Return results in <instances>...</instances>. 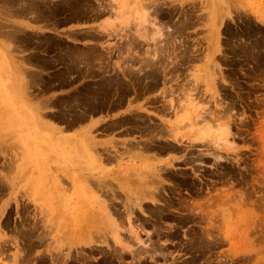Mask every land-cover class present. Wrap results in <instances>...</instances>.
Segmentation results:
<instances>
[{"label":"rangeland","instance_id":"374dc122","mask_svg":"<svg viewBox=\"0 0 264 264\" xmlns=\"http://www.w3.org/2000/svg\"><path fill=\"white\" fill-rule=\"evenodd\" d=\"M137 1L123 21L112 0H0V264H65L68 251L70 264L134 263L108 234L111 221L97 205L105 198L125 230L135 204V224L146 229L141 239L153 240L140 251L142 264H264V0H142L154 9L149 17ZM161 27L178 44L160 40L161 62L153 64L148 54ZM188 96L197 98L199 115H211L196 131L177 122ZM226 122L231 134L222 148ZM178 132L179 142L167 138ZM87 144L105 159L91 157ZM134 164L166 171L163 185L153 180L162 185L155 206L137 181L128 195L123 189ZM52 180L61 187L49 186ZM88 186L100 196L97 236L83 217L92 205ZM87 228L113 247L81 249Z\"/></svg>","mask_w":264,"mask_h":264},{"label":"bare ground","instance_id":"6f19581e","mask_svg":"<svg viewBox=\"0 0 264 264\" xmlns=\"http://www.w3.org/2000/svg\"><path fill=\"white\" fill-rule=\"evenodd\" d=\"M132 2H130V0H112V3H113V7L115 8V10H116V13H117V15H118V17L120 18H122L123 19V21H127L126 20V18H128L129 20H130V8L132 7L131 5H132V3L134 4L137 0H131ZM138 2V4H139V6L142 8V10H143V14L146 16V17H149L150 16V14H151V10H152V13H153V10L154 9H150V7H149V5L146 3V1L144 2V1H142V0H138L137 1ZM51 3V2H50ZM111 4V3H110ZM158 4V3H157ZM156 4V5H157ZM7 5V4H6ZM19 5H20V3H19ZM18 5V6H19ZM108 5V4H107ZM112 5V4H111ZM155 5V6H156ZM164 5V4H163ZM153 6V5H152ZM157 6H159V5H157ZM7 7H9V6H7ZM85 7V6H84ZM105 7V6H104ZM107 7V6H106ZM86 8V7H85ZM97 8H99V7H97ZM109 8V7H108ZM107 8V9H108ZM154 8V7H153ZM224 8V10L226 11V7H223ZM9 9H11V8H9ZM14 9V8H13ZM20 9V8H19ZM156 9V8H155ZM163 9V8H162ZM86 10V9H85ZM96 10V9H95ZM111 10V9H110ZM222 10V9H221ZM104 11V10H103ZM106 11V10H105ZM107 11H109V10H107ZM223 11V10H222ZM99 12H101L100 11V9H99ZM228 12V11H227ZM227 12H225L223 15L221 14L220 15V17H218V22H219V25H217L218 26V29L216 30V33L218 34L217 36H216V41H217V43L219 42V40H220V33H221V30H220V28H219V26L221 25V24H223V21H224V17L225 16H227L228 15V13ZM91 13V12H90ZM9 14H10V12H9ZM138 14V13H137ZM32 15V14H31ZM89 15V14H88ZM96 15V14H95ZM156 15V14H155ZM154 15V16H155ZM10 16V15H9ZM29 16H30V14H29ZM219 16V15H218ZM156 17V16H155ZM23 18V17H22ZM31 18H33L32 16H31ZM93 18V17H92ZM91 18V19H92ZM145 22V21H144ZM40 23V22H39ZM45 23V22H44ZM43 23V24H44ZM125 24H127V23H129V22H124ZM187 23V22H186ZM24 24V23H23ZM36 24H38V23H36ZM42 24V25H43ZM117 24V23H116ZM14 25V24H13ZM39 25V24H38ZM116 26H118V24L116 25ZM177 26V25H176ZM43 27V26H42ZM45 27V26H44ZM179 27V26H178ZM8 28V27H7ZM17 28V27H16ZM122 28V27H121ZM171 28V27H170ZM176 28V27H175ZM184 28V27H183ZM2 29V28H1ZM6 29V28H5ZM97 29V31H98V28H96ZM96 29H94L95 31H96ZM71 30V29H70ZM73 30V29H72ZM71 30V31H72ZM120 30V29H119ZM126 30V29H125ZM166 30V29H165ZM0 31H2V30H0ZM9 31V30H8ZM14 31H16V30H14ZM20 31H22V30H20ZM55 31V30H54ZM89 31V30H88ZM91 31V30H90ZM110 31V30H109ZM121 31V30H120ZM127 31V30H126ZM11 32V31H10ZM115 32H117V31H115ZM125 32V31H124ZM128 32V34L130 33L129 31H127ZM20 33V32H19ZM100 33V32H99ZM120 32H118V34H119ZM7 34V33H6ZM24 34V33H23ZM42 34H43V32H42ZM103 34H105V33H103ZM110 34L112 35V31H110ZM124 34H126V32L124 33ZM124 34H123V36H124ZM131 34V33H130ZM170 34V33H169ZM169 34H164V31H163V29H162V27L160 28V30H158V33H157V37H159L160 39L157 41V43H155V48H153L152 50H153V53L151 52V49H150V52L151 53H149V50H147V51H145L144 50V52L142 51L141 53H145V52H148L149 54V56L151 57V61L153 62V64H155L159 59H160V56H158L157 54H159L160 55V53H158L159 52V50H158V47H157V45H158V43L160 42V40H161V42H162V39L163 38H165V37H167V35L169 36ZM68 35V34H67ZM100 35V34H99ZM166 35V36H165ZM173 35V34H172ZM171 35V36H172ZM6 36V35H5ZM4 36V37H5ZM69 36V35H68ZM115 35L113 34V37H114ZM126 36V38L128 39V37H133L132 35H125ZM125 36L124 37H122L123 39L122 40H124V38H125ZM170 36V37H171ZM130 37V38H131ZM174 37V36H173ZM125 38V39H126ZM172 38V37H171ZM8 39H10L11 40V37L10 38H8ZM126 39V40H127ZM132 39V38H131ZM131 39H129V40H131ZM133 39H134V37H133ZM166 40H167V38H165ZM165 39H163V40H165ZM176 39V38H175ZM103 40V39H102ZM172 40V39H171ZM170 40V41H171ZM37 41V40H36ZM77 41V40H76ZM137 41V40H136ZM168 41V40H167ZM170 41H168V42H170ZM173 41H174V39H173ZM173 41H171V42H173ZM12 42V41H11ZM10 42V43H11ZM104 42V41H103ZM118 42V41H117ZM119 42H120V40H119ZM129 42V45H131V43L130 42H133V41H128ZM174 42H176L177 43V41L175 40ZM173 42V43H174ZM116 43V42H115ZM121 43V42H120ZM136 43V42H135ZM138 43V42H137ZM172 43V44H173ZM257 43V42H256ZM13 44V43H12ZM11 44V45H12ZM118 44V43H117ZM139 44V43H138ZM147 44V48H148V44H150V43H146ZM178 44V43H177ZM181 44V43H180ZM20 45V44H19ZM19 45H17V46H19ZM119 45H121V44H119ZM129 45H127V43H125V46H128L129 47ZM141 46H142V44H140ZM159 45H161V43L159 44ZM167 45V44H166ZM166 45H165V47H166ZM171 45V44H170ZM169 45V46H170ZM12 46H15L14 44L12 45ZM11 46V50L9 49V52L10 51H12V47ZM115 46V45H114ZM113 46V47H114ZM117 46V45H116ZM163 47H164V45H162ZM182 46V45H181ZM108 47V46H107ZM112 47V48H113ZM133 47V46H132ZM161 47V46H160ZM162 47V48H163ZM168 47V46H167ZM179 47V46H178ZM33 48V47H32ZM103 48V47H102ZM110 48H111V46H110ZM118 48H119V46H118ZM118 48L116 47V49L118 50ZM125 49H126V47H124ZM130 48V47H129ZM135 48V47H134ZM133 48V49H134ZM149 48H151V47H149ZM161 48V49H162ZM171 48H172V45H171ZM15 49H17V47L15 48ZM21 49H22V47H21ZM24 49V48H23ZM31 49V48H30ZM120 49V48H119ZM131 49V48H130ZM132 49V50H133ZM137 49H138V47H137ZM142 49V48H141ZM145 49V48H144ZM160 49V50H161ZM168 49H170V47L168 48ZM176 49V48H175ZM175 49H174V51H175ZM18 50V49H17ZM108 50V49H107ZM111 50V49H110ZM113 51H114V48L112 49ZM122 50V49H121ZM128 50V49H127ZM127 50H125V51H127ZM164 50V49H163ZM163 50H161L160 52H162ZM166 50H167V48H166ZM171 50V49H170ZM169 50V51H170ZM20 51V50H19ZM23 51V50H22ZM113 51H112V53H113ZM120 51V50H119ZM173 51V50H172ZM13 52H15V51H13ZM25 52V51H24ZM109 52V51H108ZM117 52V51H116ZM131 52H133V51H131ZM138 52V51H137ZM140 52V51H139ZM168 52V51H167ZM179 52V51H178ZM181 52V51H180ZM110 53V52H109ZM112 53H111V55H112ZM121 53V51L117 54V55H119ZM124 53V52H123ZM123 53H121V55H123ZM183 53V52H182ZM185 53V52H184ZM14 54V53H13ZM43 54V53H42ZM98 54V53H97ZM133 54V53H132ZM131 54V55H132ZM137 54V53H136ZM136 54H134V55H136ZM153 54V55H152ZM161 54H163V53H161ZM17 55V54H16ZM26 55V54H25ZM110 55V56H111ZM129 55V54H128ZM130 55V56H131ZM133 55V56H134ZM139 55V54H138ZM137 55V56H138ZM164 55H166V54H164ZM164 55L162 56L161 55V57L164 59ZM17 56H19V55H17ZM20 56H21V54H20ZM75 56H77V55H75ZM127 56V55H126ZM137 56L135 57V58H137ZM15 56H13V58H14ZM22 57V56H21ZM132 57V56H131ZM147 58H148V56H146ZM166 57V56H165ZM170 57V56H169ZM181 57H183L182 55H181ZM180 57V58H181ZM17 57H15V59H16ZM80 58V57H79ZM110 58V57H109ZM118 58V57H117ZM117 58H115V59H117ZM120 58V57H119ZM18 59H19V57H18ZM17 59V60H18ZM23 60H24V55H23V58H22ZM22 59H21V63H22ZM108 59V58H107ZM111 59V58H110ZM123 59V58H122ZM125 59V58H124ZM123 59V60H124ZM128 59H132V58H129V56H128ZM140 59V58H139ZM145 59V58H144ZM149 60H150V58H148ZM9 60V59H8ZM20 60V59H19ZM99 60H100V58H99ZM102 60V59H101ZM126 60H127V57H126ZM96 61V60H95ZM132 61V60H131ZM135 61V60H134ZM166 59L164 60V64H166ZM189 61V60H188ZM18 62V61H17ZM57 62V61H56ZM125 62V61H124ZM152 62H149L148 63V61H147V63L148 64H151ZM158 62H161V61H158ZM169 62V61H168ZM180 62V61H179ZM20 63V64H21ZM26 63V62H25ZM28 63V62H27ZM31 63V62H30ZM144 63V62H143ZM178 63V62H177ZM19 64V65H20ZM81 64V63H80ZM99 64V63H98ZM105 64V63H104ZM142 64V63H141ZM152 64V65H153ZM159 65H160V63H158ZM163 64V65H164ZM184 64V63H183ZM22 65V64H21ZM115 65V64H114ZM147 65V64H146ZM145 65V66H146ZM158 65V66H159ZM169 65L170 64H168L167 65V68L169 67ZM172 65V64H171ZM37 66V65H36ZM35 66V67H36ZM80 66V65H79ZM81 66H82V64H81ZM117 66V65H116ZM115 66V67H116ZM128 65H126V67H127ZM144 66V65H143ZM155 66V65H154ZM21 67H23V66H21ZM43 67V66H42ZM129 67V66H128ZM131 67V66H130ZM135 67V66H134ZM132 68V67H131ZM141 68V67H140ZM145 68V67H144ZM154 68V67H153ZM152 68V66H151V68H150V70H154ZM166 68V67H165ZM97 69V68H96ZM148 69V68H147ZM147 69H145V70H147ZM161 69H162V67H161ZM123 70V69H122ZM131 70H133V69H131ZM142 70V69H141ZM141 70L139 69L138 71H139V74H141L140 72H141ZM149 70V69H148ZM31 71V70H30ZM39 71V70H38ZM134 71V70H133ZM155 71V70H154ZM162 71V70H161ZM164 71V70H163ZM135 72H137V71H135ZM152 72V71H151ZM164 72H166V71H164ZM208 72V71H207ZM206 72V73H207ZM107 73V72H106ZM167 75V74H166ZM165 75V76H166ZM206 75V74H205ZM74 76V75H73ZM165 76H163V77H165ZM207 76H208V74H207ZM72 77V76H71ZM206 77V76H205ZM205 77H204V80H205ZM29 78V77H28ZM73 78V77H72ZM206 78H209V77H206ZM146 79V78H145ZM137 81V80H136ZM145 81H147V80H145ZM206 81H209V79H206ZM212 82V81H211ZM29 83V82H28ZM38 83V82H37ZM146 83V82H145ZM213 83V82H212ZM211 83V84H212ZM30 85V84H29ZM201 86V85H200ZM214 86V85H213ZM116 88V87H115ZM182 88V87H181ZM197 88V87H196ZM214 88V90L216 91V87H213ZM185 90L187 89V88H184ZM145 91V90H144ZM118 93V92H117ZM168 94V93H167ZM175 99V98H174ZM186 104L184 105V109H185V111H186V114H184L183 116H180L178 119H177V122L178 123H180V124H183L184 122H186V120H187V123H188V125H190V127L192 128V130H195L196 131V127L198 126V125H200V124H203L204 122H206L207 121V119L208 118H210L211 117V115L210 114H208L206 111L202 114V115H199V113H198V109H197V106H198V101H197V98H192L191 96H188V97H186ZM164 102V101H163ZM171 103V105H175L176 103H174V101L173 100H171L170 101ZM178 102L179 101H177V105H178ZM76 103V102H75ZM164 106H165V104H164ZM169 107V106H168ZM182 107V106H181ZM171 108V107H170ZM162 109V108H161ZM159 110V109H158ZM165 110V109H164ZM163 110V111H164ZM168 110V109H167ZM180 110V109H179ZM161 111V110H160ZM163 111H162V113H163ZM181 111V110H180ZM160 113V112H159ZM166 113V112H165ZM138 117V116H137ZM82 119V118H81ZM135 119H136V115H135ZM159 123V122H158ZM186 124V123H185ZM184 124V125H185ZM159 125V124H158ZM187 125V124H186ZM164 126V125H163ZM157 127V126H156ZM167 127V126H166ZM169 127V126H168ZM221 127L224 129V132H223V137L220 139V140H218V141H221V143H220V146H222V148H224V147H226V146H229V144H228V142H227V140H228V136L231 134V132H230V130H231V127H230V124L229 123H223V124H221ZM163 128V127H162ZM170 128V127H169ZM160 129H161V127H160ZM159 129V130H160ZM143 130V129H142ZM139 131V130H138ZM170 131H172V130H170ZM169 131V132H170ZM153 132V131H152ZM164 132V131H163ZM173 132V131H172ZM171 132V133H172ZM161 133V132H160ZM167 133V132H166ZM156 134V133H155ZM169 134V133H168ZM179 132L177 133V135L176 134H170L169 136H171V137H167L169 140L171 139L172 141L173 140H175L176 142H179V139L177 138V136H179ZM154 135V134H153ZM162 135V134H161ZM155 136V135H154ZM163 136V135H162ZM167 136V135H166ZM188 136H190L191 137V133L188 135ZM157 137V136H156ZM155 137V138H156ZM189 137V138H190ZM151 138H153L152 136H151ZM161 138V137H160ZM89 139V138H88ZM181 139V138H180ZM135 140V139H134ZM151 140V139H150ZM161 140V139H160ZM192 140V139H191ZM141 141V140H140ZM145 141V140H144ZM148 141V140H147ZM151 142V141H150ZM88 144H90V143H88ZM87 144V146L89 147V154H90V156L91 157H93L94 159H95V157H97V160H98V162H101V161H103L104 159H105V157H103V156H101L99 153H95L94 152V149H93V146L91 147L90 145H88ZM131 144V143H130ZM129 145V144H128ZM160 145V144H159ZM86 146V145H85ZM134 146V145H133ZM137 146V145H136ZM144 146V145H143ZM119 147V146H118ZM127 147H129V146H127ZM135 147V146H134ZM139 149H144V147H141L140 145H139V142H138V146H137ZM148 148H150V146H148ZM130 149V148H129ZM139 149H137V150H139ZM145 149H147V148H145ZM131 150H132V148H131ZM126 151H127V149H126ZM134 151H135V149H134ZM149 151V150H148ZM154 151V150H153ZM139 152V151H138ZM155 152V151H154ZM122 153H124V152H122ZM141 153V152H140ZM139 153V154H140ZM142 153H144V152H142ZM141 153V156H139V154H138V157H141V158H145L144 157V155ZM145 154V153H144ZM157 154V153H156ZM159 154V153H158ZM137 155V154H136ZM149 155V154H148ZM146 156V155H145ZM112 157V156H111ZM149 158H152L153 160L155 159H157L158 157L157 156H155V154H152V155H150L149 157H148V159ZM115 159V158H114ZM192 159V158H191ZM116 160V159H115ZM108 161V160H107ZM190 161V160H189ZM169 162V161H168ZM178 162V161H177ZM194 163V162H193ZM154 164V163H153ZM150 165V164H149ZM163 165V164H162ZM129 166V169H130V165H128ZM134 166V168L132 169V170H130L131 172H130V174H129V177L132 175V178L130 177V179L129 178H125L124 179V181H122V184H123V189L125 190V189H127L128 190V193L125 191V193H127V195L129 194V189L131 188V182H133V181H137V182H135L136 184H138V186H140L141 187V189H143V190H141V191H144V190H146V191H148L149 193H150V195H149V193H148V195L150 196V201L153 203V205L154 204H156L157 203V201H156V194L157 193H159V189H160V187L163 185L162 183V177L163 176H161L162 174L161 173H165L166 171L165 170H161V168L159 169V170H157L156 169V165H153V166H149V167H147V166H142V165H138V164H134L133 165ZM169 168L168 169H172V168H175V166H174V164L172 163V164H170V165H167ZM164 168V167H163ZM156 169V170H155ZM166 169V168H165ZM95 170V169H94ZM173 173V172H172ZM175 175V174H174ZM178 175V174H177ZM154 178H156V179H159V180H161L160 182H161V184L158 186V185H156L155 184V181H153L154 180ZM164 178V177H163ZM90 181V180H89ZM92 181H94V180H92ZM104 181V180H103ZM102 181V182H103ZM169 181V180H168ZM46 183V182H49V180H48V178H46V180L44 181V180H40V183ZM51 183H52V187L54 186H59V187H61V183H60V180H52V181H50V183H49V186H51ZM93 183V182H92ZM97 183V182H96ZM104 184H105V181L103 182ZM102 183V184H103ZM174 183V182H173ZM90 184H91V182H90ZM98 184V183H97ZM100 184H101V182H100ZM101 184V186H103ZM108 184V183H107ZM131 184V185H130ZM159 184V183H158ZM45 185H47V184H45ZM93 185H95V183L93 184ZM108 185H110V184H108ZM107 185V186H108ZM135 185V184H134ZM156 185V186H155ZM40 186H41V184H40ZM48 186V185H47ZM111 186V185H110ZM137 186V187H138ZM96 187V186H95ZM98 187V186H97ZM104 187H105V185H104ZM103 187V188H104ZM134 187H136V185L134 186ZM133 187V188H134ZM136 187V188H137ZM140 187H138V188H140ZM88 189H89V191H90V193H89V199H90V201L92 202V205H84L85 206V210H86V213H85V215L83 216L84 218H85V221L86 222H90V225L93 227V219L97 216V214H98V210L96 209V207H95V205L93 204V202L95 201V200H97L98 201V199H100L99 197V195H96L90 188H89V186H88ZM135 189V188H134ZM134 189H132L133 190V192L134 191H136V189L134 190ZM64 190V189H63ZM139 190V189H138ZM140 191V192H141ZM145 191V192H146ZM97 192H98V190H97ZM132 192V193H133ZM167 192V191H166ZM131 192H130V194L131 195H133L134 193L136 194V192H134L133 194H132ZM104 193H102V195H103ZM138 194V195H137ZM137 197L139 196V192L137 191ZM144 194V193H143ZM160 194V193H159ZM168 194V193H167ZM126 195V196H127ZM156 195V196H155ZM163 195H164V193H163ZM108 196V195H107ZM112 196L113 195H110V197L112 198ZM134 196V195H133ZM148 196V197H149ZM161 196V195H160ZM165 196V195H164ZM104 197V196H103ZM128 197V196H127ZM130 197H132V196H130L129 195V198ZM140 197V196H139ZM142 197V196H141ZM159 197V196H158ZM106 199V198H105ZM105 199H100L99 200V202H97V203H99V204H97V205H100L101 207V210H102V212L107 216L106 218L108 219V220H110L111 221V223H110V225L108 226L107 225V222H106V225L109 227V231H108V234H111L112 235V240H113V242H114V244H115V246L116 247H119L120 249H121V251L119 252L120 254H121V256L123 255V254H130V256L131 257H134V259L132 260V262L133 261H135L134 263H136V264H142V261H143V259H145L146 260V257L144 258V255L145 254H140V251H142L143 252V250H147L148 248H149V246H151L150 245V243L151 244H153V240H152V242H150L151 241V236H150V234L148 233V232H146V234L148 233L149 234V236H148V234H147V236H148V238H151V239H148V241L150 242V243H147V241L146 240H142L141 239V236H140V232H141V230L143 231V232H145L146 231V229H145V231H144V229L143 228H145V227H141V226H143L142 224L141 225H136L135 224V218H136V215L134 214V210L135 209H133V207L135 206V204L133 203V207H132V210H129V208H128V217H127V221H128V224H129V227H128V230H125L124 228H122V227H120V225L121 224H119V225H117V221H116V219L114 218L115 216H114V214L111 212V210H110V205L111 204H109L108 202H107V200H105ZM120 199V198H119ZM122 199V198H121ZM134 199V198H133ZM132 199V200H133ZM137 199V198H136ZM114 200V199H113ZM112 200V201H113ZM160 200V199H159ZM159 200H158V202H159ZM111 201V200H110ZM115 201V200H114ZM123 201V200H122ZM120 202V203H125V201H126V203H128L129 201H127V200H124L123 202ZM136 201V200H135ZM142 201V200H141ZM166 201V200H165ZM162 202V201H161ZM87 203V202H86ZM131 204H132V202H130ZM129 203V205L131 206V204ZM136 203H138V201L136 202ZM143 203H145V202H139V205L137 206L140 210H141V212L143 213V214H145V212L143 211V209L141 208V206L143 205ZM165 203V202H164ZM85 204V203H84ZM168 204V203H167ZM127 205V204H126ZM123 206V205H122ZM155 206V205H154ZM129 207V206H128ZM167 207V206H166ZM187 207V206H186ZM136 208V207H135ZM158 208V207H157ZM163 208V207H162ZM116 209H118V207L116 208ZM120 210V209H119ZM127 210V209H126ZM178 210V209H177ZM148 211V210H147ZM101 214V213H100ZM127 214V213H126ZM188 214V213H187ZM116 215V214H115ZM103 216V215H102ZM124 217V216H123ZM198 217V216H197ZM97 218V217H96ZM98 218H99V216H98ZM104 219L103 220H105L106 218L105 217H103ZM120 219V218H119ZM118 219V220H119ZM123 219V218H122ZM121 219V220H122ZM138 220V219H137ZM84 221V222H85ZM97 221V220H96ZM123 221V220H122ZM92 222V223H91ZM83 223V222H82ZM113 223V224H112ZM141 223V222H140ZM84 224V223H83ZM95 224H96V226L98 225L99 226V224H98V221H97V223L95 222ZM115 224V225H114ZM123 224V223H122ZM88 225V224H87ZM106 225H104V227L103 228H101V229H104L105 230V226ZM155 225V224H154ZM30 226H32V225H30ZM47 226H49V225H47ZM85 226V225H84ZM84 226H83V229H84ZM106 226V227H107ZM110 226L111 227H113V228H115L113 231H110ZM128 226V225H127ZM33 227V226H32ZM35 227V226H34ZM37 227V226H36ZM95 225H94V227L92 228V230L94 231L95 229ZM97 229H99V227L97 228L96 227V230ZM35 230V229H34ZM45 230V229H44ZM92 230L90 229H85V231H86V240H84V241H81L80 242V244H81V249L83 248H85V249H90V250H94L96 247L98 248V247H101L102 245H104V246H107V245H109L108 244V240L105 238L106 236H102L101 234H99L100 235V237L102 236V238H104V239H106L107 241V243L106 242H103V243H100V238H98L97 239V242L96 241H94L93 239H92V237H95V235H96V233H95V231H94V233H95V235H94V233H93V235L94 236H92V234H91V232H92ZM26 231V230H25ZM32 231V230H31ZM46 231V230H45ZM155 231V230H154ZM38 232V231H37ZM41 232H42V229H41ZM44 232V231H43ZM97 232V231H96ZM106 232H107V230H106ZM105 232V234L107 235V233ZM19 233V232H18ZM45 233V232H44ZM44 233H42V234H44ZM46 233H47V231H46ZM45 233V234H46ZM122 233H128L131 237V239L129 240V239H127L126 241H125V237L123 238L122 237ZM38 234H40V233H38ZM103 234H104V232H103ZM77 236H78V234H77ZM97 236V235H96ZM157 237H158V235H156ZM44 237H45V235H44ZM43 237V238H44ZM46 237H48V236H46ZM99 237V236H98ZM168 237V236H167ZM209 237V236H208ZM40 238H41V240H42V237L40 236ZM97 238V237H96ZM107 238H108V236H107ZM111 238V237H110ZM159 238V237H158ZM14 239V238H13ZM21 239V238H20ZM38 240H40L39 238H37ZM80 238L78 237V239L77 240H79ZM22 240V239H21ZM103 240V239H102ZM161 239H159V241H160ZM10 241H13L14 242V240H10ZM23 241V240H22ZM72 242H73V240H71ZM75 241V240H74ZM146 241V242H145ZM110 242V241H109ZM5 243V242H4ZM14 243H16V242H14ZM106 243V244H105ZM156 243V242H155ZM30 244V243H29ZM76 245H77V242L75 243ZM71 245H73L72 243H71ZM70 245V246H71ZM75 245V246H76ZM70 246H69V250H71L70 249ZM114 246V247H115ZM160 246V245H159ZM159 246H157V247H159ZM3 247V246H2ZM72 247V246H71ZM74 247V246H73ZM76 247H78V246H76ZM103 247V246H102ZM108 248H110L111 246L109 245V246H107ZM112 247H113V245H112ZM111 247V248H112ZM19 248V247H18ZM25 249V248H24ZM23 249V250H24ZM80 249V250H81ZM100 249H102V248H100ZM157 249V248H156ZM155 249V250H156ZM1 251H2V248L0 249ZM23 250H22V252H23ZM96 250V249H95ZM98 250H99V248H98ZM151 250V249H150ZM21 251V250H20ZM83 251V250H82ZM81 251V252H82ZM109 251H110V249H109ZM115 252L117 251V249L116 250H114ZM22 252H19V253H22ZM79 252V251H78ZM102 252H104L103 250H102ZM111 252V251H110ZM152 252H154V251H152ZM162 252H163V250H162ZM25 253V252H24ZM63 253V252H62ZM83 253V252H82ZM99 253V252H98ZM155 253V252H154ZM161 253V252H160ZM164 253V252H163ZM1 254V253H0ZM4 254V253H3ZM78 254V253H77ZM112 254V253H111ZM152 254V253H151ZM5 255V254H4ZM22 255V254H21ZM21 255L19 256V255H15V260H17V259H19L20 257H21ZM24 255V254H23ZM64 255V254H63ZM70 255H71V253L68 251L67 252V254L65 253V256H64V258H63V256H62V258L61 259H63V261H59L60 263H65V264H70V263H68V259L69 258H71L70 257ZM85 255V254H84ZM88 255V254H87ZM86 255V256H87ZM102 255H103V253H102ZM101 255V256H102ZM153 255V254H152ZM156 255V254H155ZM154 255V257H156ZM161 255H163L162 253H161ZM2 256V255H1ZM80 256V255H79ZM89 256V255H88ZM94 256V255H93ZM104 256V255H103ZM119 256V255H118ZM120 256V257H121ZM137 256V257H136ZM147 256H150L149 254H147ZM81 257V256H80ZM82 257H84L83 255H82ZM90 258H92L91 257V255L89 256ZM113 257V256H112ZM136 257V258H135ZM4 258V257H3ZM57 258V257H56ZM87 258V257H86ZM89 258V259H90ZM105 258V257H104ZM108 258V257H107ZM152 258V259H151ZM151 260H152V262L154 261V259H153V257L151 256ZM78 259V258H77ZM93 259H94V257H93ZM118 259V258H117ZM121 259L123 260V258L121 257ZM79 260V259H78ZM91 260V259H90ZM126 260V259H125ZM149 260V259H148ZM20 261V260H19ZM18 261V262H19ZM119 261V260H118ZM121 261V260H120ZM119 261V262H120ZM127 261V260H126ZM150 261V260H149ZM156 261V260H155ZM10 262V261H9ZM79 262V261H78ZM81 262V261H80ZM83 262V261H82ZM105 262V261H104ZM124 262V261H123ZM20 263V262H19ZM26 263H28V262H26ZM32 263V262H31ZM84 263V262H83ZM129 263V262H128ZM134 263H132V264H134ZM2 264V263H1ZM10 264V263H9ZM23 264V263H22ZM25 264V263H24ZM82 264V263H81ZM85 264V263H84ZM122 264V263H121Z\"/></svg>","mask_w":264,"mask_h":264},{"label":"flooded vegetation","instance_id":"af4514ba","mask_svg":"<svg viewBox=\"0 0 264 264\" xmlns=\"http://www.w3.org/2000/svg\"><path fill=\"white\" fill-rule=\"evenodd\" d=\"M88 81H90V79H89ZM141 85H142V84H141Z\"/></svg>","mask_w":264,"mask_h":264}]
</instances>
